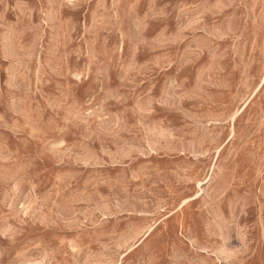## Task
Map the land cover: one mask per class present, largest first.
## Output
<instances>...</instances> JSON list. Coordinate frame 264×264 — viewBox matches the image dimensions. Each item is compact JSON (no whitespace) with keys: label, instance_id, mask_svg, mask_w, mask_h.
Masks as SVG:
<instances>
[{"label":"rangeland","instance_id":"1","mask_svg":"<svg viewBox=\"0 0 264 264\" xmlns=\"http://www.w3.org/2000/svg\"><path fill=\"white\" fill-rule=\"evenodd\" d=\"M0 264H264V0H0Z\"/></svg>","mask_w":264,"mask_h":264}]
</instances>
